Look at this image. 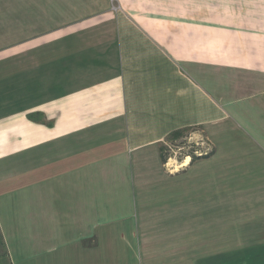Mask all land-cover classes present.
<instances>
[{"label": "crops", "instance_id": "crops-1", "mask_svg": "<svg viewBox=\"0 0 264 264\" xmlns=\"http://www.w3.org/2000/svg\"><path fill=\"white\" fill-rule=\"evenodd\" d=\"M192 130L208 156L166 169ZM0 239L9 264H264V0H0Z\"/></svg>", "mask_w": 264, "mask_h": 264}, {"label": "rangeland", "instance_id": "rangeland-1", "mask_svg": "<svg viewBox=\"0 0 264 264\" xmlns=\"http://www.w3.org/2000/svg\"><path fill=\"white\" fill-rule=\"evenodd\" d=\"M205 140L206 139L200 132L194 130L183 132L175 139H168L164 143V145H162V154L165 158V163L168 164V162L171 161L170 162L171 164L167 166L166 169L168 168V170H170L172 168H177V170L178 169L181 170L180 167L178 168V164L176 162L180 164L182 161H184V158L186 157L185 155L193 156V154H191L193 151L198 150L204 152L206 151V149H209L210 146ZM190 158L196 159V157L194 156ZM211 239L213 238L211 237ZM0 264H9L6 258V254L1 239H0Z\"/></svg>", "mask_w": 264, "mask_h": 264}, {"label": "built area", "instance_id": "built-area-1", "mask_svg": "<svg viewBox=\"0 0 264 264\" xmlns=\"http://www.w3.org/2000/svg\"><path fill=\"white\" fill-rule=\"evenodd\" d=\"M207 152H209V150L208 149H206V151H198V150H196V151H193L191 154H193V156L194 157H196V158H203V157H205V156H208V154L209 153H207ZM186 157H193V156H191V155H185ZM185 157V158H186ZM185 158H184V160H185ZM191 159V158H190ZM183 162V161H182ZM182 162L180 163V165L182 164Z\"/></svg>", "mask_w": 264, "mask_h": 264}, {"label": "trees", "instance_id": "trees-1", "mask_svg": "<svg viewBox=\"0 0 264 264\" xmlns=\"http://www.w3.org/2000/svg\"><path fill=\"white\" fill-rule=\"evenodd\" d=\"M162 159H163V161L165 162V158H164V156H162ZM192 159H194V158H192Z\"/></svg>", "mask_w": 264, "mask_h": 264}, {"label": "bare ground", "instance_id": "bare-ground-1", "mask_svg": "<svg viewBox=\"0 0 264 264\" xmlns=\"http://www.w3.org/2000/svg\"><path fill=\"white\" fill-rule=\"evenodd\" d=\"M170 162H171V161H169V162H168V165H170V164H171Z\"/></svg>", "mask_w": 264, "mask_h": 264}]
</instances>
